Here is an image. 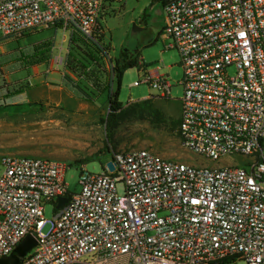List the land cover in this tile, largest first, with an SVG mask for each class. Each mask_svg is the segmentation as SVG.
I'll list each match as a JSON object with an SVG mask.
<instances>
[{
    "label": "built area",
    "instance_id": "1",
    "mask_svg": "<svg viewBox=\"0 0 264 264\" xmlns=\"http://www.w3.org/2000/svg\"><path fill=\"white\" fill-rule=\"evenodd\" d=\"M113 1L0 0V40L53 28L99 44ZM163 9L160 34L182 67L181 145L215 164L132 147L99 174L82 164L81 188L70 192L64 162L1 153L0 257L31 233L36 245L20 264H264V0H168ZM50 64L63 67L64 56ZM167 77L144 70L133 85L170 97ZM232 154L248 165L220 163ZM63 196L46 220L43 203Z\"/></svg>",
    "mask_w": 264,
    "mask_h": 264
},
{
    "label": "rangeland",
    "instance_id": "2",
    "mask_svg": "<svg viewBox=\"0 0 264 264\" xmlns=\"http://www.w3.org/2000/svg\"><path fill=\"white\" fill-rule=\"evenodd\" d=\"M164 20L160 0H120L111 2L101 15L103 34L99 44L77 33L68 36L53 28L1 39L0 152L14 154L22 148V154L37 153L64 162V181L70 192H79L81 188L82 164L85 163L89 172L99 174L113 161L114 152L132 147H147L164 157L192 164H215L182 147L177 126L172 125L180 117L182 67L178 51L166 49L161 41L159 33ZM133 24L140 29L133 30ZM123 47L137 49L148 69L159 67L160 73L168 74L172 84L170 97L159 95L147 83L134 86L133 81L145 70L139 66L126 69L118 85L112 65ZM56 53L64 56L63 67L50 64ZM40 63L45 68L43 81L49 84L55 83L47 79L49 72L68 69L71 74L62 77L69 90L61 93L60 102L48 99L40 101L36 107L22 104V91L33 85L27 71ZM117 88L118 99L124 102L126 112L109 128L108 95ZM143 100L148 101L150 109L160 111L164 119L153 120L147 113L150 109L140 118L136 113L137 103ZM18 139L22 144L15 145ZM249 161L250 157L232 154L222 158L220 163L245 166ZM116 188L119 194L123 193L122 182H118ZM55 210L53 201L43 203L46 220L52 219ZM48 228L46 222L42 232H47ZM226 264L245 263L237 259Z\"/></svg>",
    "mask_w": 264,
    "mask_h": 264
},
{
    "label": "crops",
    "instance_id": "3",
    "mask_svg": "<svg viewBox=\"0 0 264 264\" xmlns=\"http://www.w3.org/2000/svg\"><path fill=\"white\" fill-rule=\"evenodd\" d=\"M160 34V33H159ZM161 41L165 48L167 49V45L169 44V40L167 38L162 37L160 34ZM43 63L37 64L35 66H30L28 69V79L33 82L31 87L29 89H26L22 91L20 96V102L22 104H32L33 106H37V104L41 101L45 100H51L56 99V101L60 102L61 98L60 95L64 90H69V87L65 81H63V77L65 74H71L68 69H59V71H51L48 74L47 79L53 80L52 82H55L54 84H49L48 82L43 81V72L45 71V68L42 67ZM145 71L151 74L160 73L159 67L155 69H148V67L145 68ZM58 93V95L56 94ZM67 94V93H66ZM57 95V96H56ZM68 96V94H67ZM40 113V112H39ZM41 116V115H40ZM36 118V117H35ZM15 145L22 144V141H19V139L16 141ZM1 154V152H0ZM9 154V153H8ZM16 155H37V156H43L40 154H22V148L20 150L16 151L14 153Z\"/></svg>",
    "mask_w": 264,
    "mask_h": 264
},
{
    "label": "trees",
    "instance_id": "4",
    "mask_svg": "<svg viewBox=\"0 0 264 264\" xmlns=\"http://www.w3.org/2000/svg\"><path fill=\"white\" fill-rule=\"evenodd\" d=\"M162 4L164 5L168 0H160ZM142 67L146 68V64L139 58V55L137 54V49H130V48H122L121 52L119 54L118 58L114 59V64L112 65V74L116 78V81L118 85L121 83V78L123 76V73L125 72L126 69L131 68V67ZM118 90L117 88L114 92L108 95V101H109V112L107 115V124L108 127L110 128L111 126H114L117 122V120L125 115L126 109L124 107V102L118 99ZM138 110L136 113L139 114L140 118H144V112L149 108L148 106V101L143 100L140 103H137ZM148 114L152 115V119L156 120V122L162 121L164 119L162 117V113L158 111L157 109H150ZM179 119H175L173 121V127L177 126V134L178 133V125H179Z\"/></svg>",
    "mask_w": 264,
    "mask_h": 264
},
{
    "label": "water",
    "instance_id": "5",
    "mask_svg": "<svg viewBox=\"0 0 264 264\" xmlns=\"http://www.w3.org/2000/svg\"><path fill=\"white\" fill-rule=\"evenodd\" d=\"M140 28L133 24V30H139ZM67 197H58L55 207H59L67 201ZM36 245V239L33 234L28 233L22 240L16 245L13 252L10 255L0 257V264H20L25 254Z\"/></svg>",
    "mask_w": 264,
    "mask_h": 264
},
{
    "label": "bare ground",
    "instance_id": "6",
    "mask_svg": "<svg viewBox=\"0 0 264 264\" xmlns=\"http://www.w3.org/2000/svg\"><path fill=\"white\" fill-rule=\"evenodd\" d=\"M72 142V141H71Z\"/></svg>",
    "mask_w": 264,
    "mask_h": 264
}]
</instances>
